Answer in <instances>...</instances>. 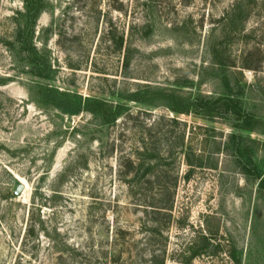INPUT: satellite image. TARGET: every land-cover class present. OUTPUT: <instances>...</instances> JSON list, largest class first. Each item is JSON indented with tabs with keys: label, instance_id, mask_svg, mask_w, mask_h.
Listing matches in <instances>:
<instances>
[{
	"label": "rangeland",
	"instance_id": "obj_1",
	"mask_svg": "<svg viewBox=\"0 0 264 264\" xmlns=\"http://www.w3.org/2000/svg\"><path fill=\"white\" fill-rule=\"evenodd\" d=\"M47 1L36 36L53 29L50 82L19 71L6 41L23 3L0 0V78L8 80L0 86V264H237L232 254L264 264V189L228 154H212L233 129L126 100L176 81H194L192 95L222 91L210 64L223 42L234 66L226 73L264 120V0ZM41 82L123 112L101 126L89 114L45 109L28 91ZM242 134L264 145V133ZM185 154L204 167L192 168ZM255 161L264 173V147ZM204 237L210 252L191 258Z\"/></svg>",
	"mask_w": 264,
	"mask_h": 264
},
{
	"label": "trees",
	"instance_id": "obj_2",
	"mask_svg": "<svg viewBox=\"0 0 264 264\" xmlns=\"http://www.w3.org/2000/svg\"><path fill=\"white\" fill-rule=\"evenodd\" d=\"M21 1L23 3V11L17 13L20 19L18 21L15 38L12 42L6 41V46H8L10 52L15 57L21 58L19 60V71L21 73L28 74L42 81H53L55 70L51 60V53L47 48L53 29L52 27H47L42 30L40 37L36 36L37 23L41 15L44 12L50 11L49 2L47 0ZM148 1L152 2L153 0ZM240 19L244 23L247 15L240 17ZM235 23L236 20L232 18L231 24L233 25ZM243 23H241V30L244 29ZM36 40L41 43V49L37 47ZM222 46L223 42H217L212 47L210 64L213 68L211 74L214 78H218L221 81V85H223L224 89L222 91L215 92L212 95H206L202 92L192 95L191 91L187 90H192L196 87L194 81L187 80L183 83L176 81L167 87L148 84L144 88L139 87L140 89L128 95L126 100L144 104L161 102L176 116H194L209 122L223 120L234 132L226 138L223 145L215 142L212 154L222 152L228 154L233 158L237 170L246 176L247 179L252 180L253 183L259 181V187L264 189V173L255 161L258 148L264 147V145L260 141L242 134L264 133V120L260 119L257 114L247 110L245 107V87L238 79H232L231 75L226 73L229 70L228 68L234 66L225 62ZM128 64L129 58H126V66ZM242 69H252V67L246 64L243 65ZM203 72L207 74L208 69H204ZM7 82V79L0 78V86L6 85ZM204 82L205 79L202 75L200 86ZM28 91L34 102L40 107L57 110L62 114L74 117L80 116L81 114H89L101 126L114 125L124 108V105L120 103L115 104L106 98H84L78 93L61 91L53 87L50 83L44 84L41 82L28 85ZM170 121L173 124L179 125L177 117L170 119ZM78 134L85 135L84 132ZM182 140L184 143L183 138ZM57 147H60V145ZM185 157L192 168L204 167L202 161L195 162L190 158L189 154H185ZM149 158H152V155H149ZM212 167L217 169L216 164H213ZM149 170L151 168L148 167L146 172ZM211 245V241L207 237H204L199 248L193 250L191 258L209 253ZM232 256L237 264H241V257L237 254H232Z\"/></svg>",
	"mask_w": 264,
	"mask_h": 264
},
{
	"label": "water",
	"instance_id": "obj_3",
	"mask_svg": "<svg viewBox=\"0 0 264 264\" xmlns=\"http://www.w3.org/2000/svg\"><path fill=\"white\" fill-rule=\"evenodd\" d=\"M24 190V185H19V187L16 190V195H20V193Z\"/></svg>",
	"mask_w": 264,
	"mask_h": 264
},
{
	"label": "bare ground",
	"instance_id": "obj_4",
	"mask_svg": "<svg viewBox=\"0 0 264 264\" xmlns=\"http://www.w3.org/2000/svg\"><path fill=\"white\" fill-rule=\"evenodd\" d=\"M24 187H26V186H24Z\"/></svg>",
	"mask_w": 264,
	"mask_h": 264
}]
</instances>
